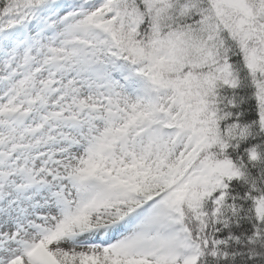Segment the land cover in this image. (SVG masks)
I'll use <instances>...</instances> for the list:
<instances>
[{
  "label": "snow or ice",
  "instance_id": "obj_1",
  "mask_svg": "<svg viewBox=\"0 0 264 264\" xmlns=\"http://www.w3.org/2000/svg\"><path fill=\"white\" fill-rule=\"evenodd\" d=\"M0 264H264V0H0Z\"/></svg>",
  "mask_w": 264,
  "mask_h": 264
}]
</instances>
